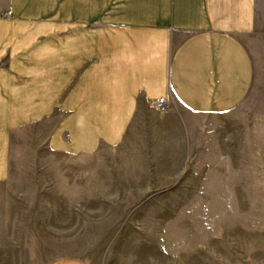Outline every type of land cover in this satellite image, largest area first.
<instances>
[{
	"label": "crops",
	"instance_id": "0c3cea01",
	"mask_svg": "<svg viewBox=\"0 0 264 264\" xmlns=\"http://www.w3.org/2000/svg\"><path fill=\"white\" fill-rule=\"evenodd\" d=\"M262 44L264 0H0V197L24 134L92 155L159 97L173 108L170 162L264 164V109L237 113Z\"/></svg>",
	"mask_w": 264,
	"mask_h": 264
},
{
	"label": "rangeland",
	"instance_id": "374dc122",
	"mask_svg": "<svg viewBox=\"0 0 264 264\" xmlns=\"http://www.w3.org/2000/svg\"><path fill=\"white\" fill-rule=\"evenodd\" d=\"M255 53L258 81L237 113L264 109V44ZM152 102L122 144L92 155L49 150L36 132L18 138L0 197V264H264V164L212 153L170 162L173 108Z\"/></svg>",
	"mask_w": 264,
	"mask_h": 264
},
{
	"label": "built area",
	"instance_id": "2783aa9c",
	"mask_svg": "<svg viewBox=\"0 0 264 264\" xmlns=\"http://www.w3.org/2000/svg\"><path fill=\"white\" fill-rule=\"evenodd\" d=\"M152 106L157 111H164L168 107V100L165 97H159L153 100Z\"/></svg>",
	"mask_w": 264,
	"mask_h": 264
}]
</instances>
